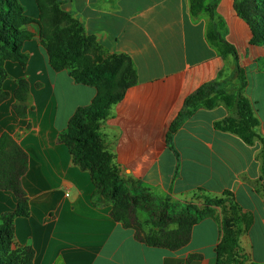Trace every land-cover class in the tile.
<instances>
[{
	"label": "crops",
	"instance_id": "obj_1",
	"mask_svg": "<svg viewBox=\"0 0 264 264\" xmlns=\"http://www.w3.org/2000/svg\"><path fill=\"white\" fill-rule=\"evenodd\" d=\"M28 17L39 19V0H20ZM63 11L80 21L86 35L100 46L97 58L128 57L138 83L124 98L100 132L124 181H139L161 199L196 203L198 191L209 198L229 192L242 209L238 226L245 264H264L263 144L253 146L238 136L216 130L214 124L231 115L224 105L199 109L174 134L167 136L186 99L204 84L219 81L231 89L233 66L209 43V13H191V0H59ZM216 3L225 38L240 55L248 85L245 94L260 120L264 137V71L259 65L264 47L251 44L249 25L235 10V0ZM25 40V65L7 60L3 89L9 97L0 105V137L8 133L28 155L22 186L29 197V217L15 219L20 246L35 251L34 264H217L221 226L209 217L193 227L189 244L178 251L149 247L111 215L112 206H96L91 174L73 163L69 147L60 141L76 111L89 106L97 94L78 83L68 71H55L39 39ZM30 84L28 114L14 110L18 80ZM17 198L0 189V217L16 210ZM222 216L223 207H215ZM243 215L253 218L246 230ZM192 256H197L190 260Z\"/></svg>",
	"mask_w": 264,
	"mask_h": 264
},
{
	"label": "trees",
	"instance_id": "obj_2",
	"mask_svg": "<svg viewBox=\"0 0 264 264\" xmlns=\"http://www.w3.org/2000/svg\"><path fill=\"white\" fill-rule=\"evenodd\" d=\"M206 0H191L194 17L206 9L210 16L207 38L225 62L232 63L236 84L227 89L219 81L201 86L189 96L182 111L169 130L167 141L183 122L199 109L213 110L224 105L233 115L214 124L216 130L238 136L244 143L253 146L257 140L263 144L261 153L262 179H264V137L258 129L260 120L253 104L245 94L248 85L246 71L239 52L224 36V25L215 13L216 3L205 7ZM41 15L33 19L26 15L20 0H0V105L9 97L3 89L8 74L5 62L12 60L26 63L22 52L25 40L34 37L30 28L36 26L39 39L47 51L51 67L68 71L80 84L93 86L97 94L89 106L79 108L69 122L68 129L60 135L71 152L73 163L91 174L96 206H112L113 219L125 228L135 231V238L149 247L178 251L191 241L193 227L212 217L219 221L221 239L216 248L217 264H245L247 258L241 252L239 239L243 230L238 226L242 209L234 202L229 192L224 198L207 199L202 206L196 203L161 199L143 187L141 182L124 181L114 156L106 149L100 132L102 123L111 116L112 108L123 98L128 88L138 83L137 71L132 61L124 55L99 59L96 52L100 46L96 39L87 36L83 24L61 8L59 0H39ZM235 10L249 25L251 44L264 47V0H235ZM113 60L125 61L119 78L110 77ZM263 66H264V59ZM30 92L27 79L18 80L14 110L25 118ZM28 171V155L18 140L8 133L0 137V189L11 192L17 198L16 210L0 217V264H34L35 251L30 246H20L15 238V219L29 217V197L22 186V177ZM124 183H130L128 187ZM223 206L222 216L215 207ZM147 214V218L143 217ZM144 218V219H143ZM243 215L248 230L253 218ZM197 256H192L190 260ZM258 264V263H249Z\"/></svg>",
	"mask_w": 264,
	"mask_h": 264
},
{
	"label": "rangeland",
	"instance_id": "obj_3",
	"mask_svg": "<svg viewBox=\"0 0 264 264\" xmlns=\"http://www.w3.org/2000/svg\"><path fill=\"white\" fill-rule=\"evenodd\" d=\"M99 59H102V58H99ZM262 62L263 61L260 60L259 65L261 67V70L264 71V66H263V63ZM125 64H126L125 61H118V60L116 61V60H113L110 69H108V75L110 77L119 78L121 76L122 72H123V67L125 66ZM124 184L127 185L128 187L131 186L130 183H124ZM195 199H197V201H201L202 203H204L207 199H211V198L207 197L206 194L203 193L202 191H198L196 193V195H195ZM219 207L222 208L223 206L220 205ZM142 216L147 218V214H143Z\"/></svg>",
	"mask_w": 264,
	"mask_h": 264
}]
</instances>
